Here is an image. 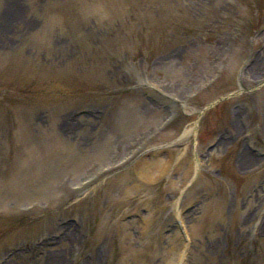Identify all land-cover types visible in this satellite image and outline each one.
Listing matches in <instances>:
<instances>
[{"label":"rangeland","instance_id":"1","mask_svg":"<svg viewBox=\"0 0 264 264\" xmlns=\"http://www.w3.org/2000/svg\"><path fill=\"white\" fill-rule=\"evenodd\" d=\"M0 264H264V0H0Z\"/></svg>","mask_w":264,"mask_h":264},{"label":"bare ground","instance_id":"2","mask_svg":"<svg viewBox=\"0 0 264 264\" xmlns=\"http://www.w3.org/2000/svg\"><path fill=\"white\" fill-rule=\"evenodd\" d=\"M12 5L14 6L13 2H12ZM13 8H14L13 10L17 9L15 6ZM8 20L9 19L7 18L6 21H5L4 29H8V26H9ZM190 131L191 130H189V129H185L183 131V133H182L183 136H187L190 133ZM217 145H218V143H217ZM251 145L253 146V144H251ZM159 155H160V151L159 150L154 151V152H150L149 156L153 157L154 159L144 158L143 160H141V162L139 163V165L137 167H140V170H142L143 172L144 171H148V170H150L152 168L154 169V167L156 168L157 164L159 165V162H161L160 161L161 159L158 158ZM172 160H173V157H171L170 153H169L167 155V159L163 162L162 166H160L161 167V171L163 172V170H165V171L170 170L172 168L173 164L175 163V161H177V165L180 163L179 167L182 168L181 169V173H180V178L182 180V184L186 183V181L189 179L192 170L194 171V170L198 169V163H199L198 159H194L193 161L190 162L187 157H183L182 159L179 160V156H178L177 158H175L174 163L172 165H170ZM238 160H239V163H240V166L242 167V169H246V168H249V167H253V165H254L253 163H254V161L257 160V156H256V154L252 153L251 150L243 149L238 154ZM175 215L178 216V217H181V214H180L179 211H177V214H175ZM184 227H185V225H183V228ZM176 229H177V231L179 233L181 232L180 228L177 227V225H176ZM184 231H185V234H186V240H188L186 228H185Z\"/></svg>","mask_w":264,"mask_h":264}]
</instances>
